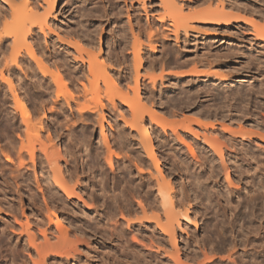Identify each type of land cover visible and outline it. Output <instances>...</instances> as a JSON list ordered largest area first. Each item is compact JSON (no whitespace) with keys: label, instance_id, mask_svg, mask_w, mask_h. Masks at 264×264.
<instances>
[{"label":"bare ground","instance_id":"6f19581e","mask_svg":"<svg viewBox=\"0 0 264 264\" xmlns=\"http://www.w3.org/2000/svg\"><path fill=\"white\" fill-rule=\"evenodd\" d=\"M3 1L9 6L11 11L8 14H2L4 18V27L0 28V90L2 88V82L6 83L11 90L15 104L13 106L10 105L11 107L9 108L7 105L4 107L0 104V126H5V129L1 127V132H6L4 133V143L0 145V238L6 236L11 241H15V244L10 245L13 246V250L18 251L15 252V254L20 252L23 256L22 252H24V255L27 252L28 254L26 253L27 255L25 256H28L30 261L26 258V264H48V261H50L51 264H66L70 262V260L76 263L77 259L80 258L79 251L81 252V247L79 248L78 243H82L80 239L84 236L78 238L77 232H73L70 225L72 224L77 227L85 228L83 226L87 223V227H93L102 237V251L100 250L101 252L99 255L101 256L102 261L100 257L99 259L103 262L102 264H209L215 258V254H210V251H207L208 247L206 248V246L208 243L206 245L207 241L203 238L199 240V238L188 237L186 239L189 244H192V241L193 243L195 242L198 250H202L201 252L203 253L201 254L204 257L202 258L203 260L200 258L202 261H199L198 257L197 259L190 253V255L187 253L184 254L185 259L182 258L180 255L181 250L178 248V231L183 232L186 229L184 226H188L189 223H193L195 228L199 226L200 223L198 224V219L201 217L198 211L199 208L205 210L206 214L204 216H208V214H213L214 216V213L219 214L221 210L223 214L228 215L230 212L231 214L233 212L235 214L236 209L240 207H238V205L241 204V201H238L239 204L235 201V204L224 192L226 191L225 187V190L220 187L222 186L220 183L223 184L224 182L219 181L218 170L221 169L224 172L223 174L226 175L225 180L232 185L234 182L230 174L228 160L231 164L236 161H233L232 157L234 156L233 154H236L235 150L237 147L244 149V151H242L243 153L245 152L243 155L249 156V150L247 151L245 148L247 145L253 144L257 147L259 155L260 153L264 154V131H262L264 129V121H261V115H258V113L264 112V108L261 106L262 109L258 111V113H254L250 109V106H248L250 108H248L247 105L240 106L241 103L235 104L233 100H231L232 103L230 99L235 97L238 93L234 91L236 93L234 94L233 91H230L227 84L234 80V76L214 72V62L205 59L206 57L186 58L187 54H184L185 52L181 49L184 43V47H187L186 42L190 39L191 34L195 39L200 36V34L211 38L216 37L214 31H206L204 30L205 28H199L194 24L198 23V25L200 24L204 27H211L213 30L217 29L214 27L219 26L221 23L226 25L230 24L231 16L226 13V4L222 0H218L219 5L216 9L213 8V4H210L208 8L193 11L186 15L184 14L185 7L187 6L190 8L193 3L192 0L189 3L185 0H159L162 8L167 12L162 15H155L153 13L154 8L149 9L146 0H142L143 11H145L147 17V24H145L142 18L138 17V14H136L137 8L135 7V3H133L132 0H124V4L119 7V10L121 9L120 13L126 10L128 20L127 23H124L122 28L129 29L132 40L130 42V38L128 34H126L127 31L125 34L121 33L116 41L114 50H112L113 48L108 49L109 46H107L109 51L106 49V52L109 53L106 54V44H104V40L102 39L104 30L102 29L101 33H99V39H97L98 35L96 34L97 36H95L91 28V25H93L92 23H94V27H98V25L101 27L100 24L97 23L98 25H95V22L92 21L93 17L98 18V16L100 17L102 13H104L102 12L101 15H98L100 13L98 12L99 10H95L96 6L94 9L88 10V14L86 12L87 15L84 14L85 17L87 16L86 18L84 17L85 20L83 19L81 23H78V26L80 24V26L86 27V29L82 27L83 33H81L83 36H86L87 40L91 38L84 42L80 37H75L71 40L67 35L63 34L64 32L61 33L59 31L61 34L58 33L55 29H58L60 25H55L58 27H55V29L53 28L54 26H52V29L48 26L49 16L54 13V10L58 8L63 0H43L48 7L46 14L30 23L20 22L16 19L22 11H32L40 7L41 5L38 4V0H24L21 5L15 4L13 0ZM93 1V4H95L98 0ZM136 1L139 2L140 0ZM119 10L117 14H119ZM8 15L11 16L14 22L10 23L7 21ZM81 15L83 14L81 13ZM151 16L153 17L152 19L150 18ZM106 17L107 21H109L110 18H108V14ZM134 19L136 20L135 22ZM247 21L252 24V28H246V30L251 29L250 34L254 35L257 40L255 43L264 45V25H261L254 19H247ZM35 27H39V30L46 38L52 37V48L54 49H52L51 58L48 56L44 58L38 55L34 43H38L40 40L36 37L37 29ZM118 27L119 25L117 28ZM90 28L91 30H89ZM96 29L94 30L96 31ZM61 31H64V29ZM71 31L72 30H70V33H72ZM74 31L75 30H73V32ZM48 32H52V35H50V33L48 34ZM62 34L65 36L63 37ZM171 37L174 38L177 45V48L173 50L168 49L165 44V40L171 39ZM36 38L39 41H37ZM182 38H184V42ZM41 42H39V45ZM5 44H7V46L4 48ZM22 46H25V55L21 49ZM9 49L10 53L7 52ZM112 53H115L116 59L113 58L112 55L114 54ZM158 53L162 54V56H158L159 58L156 55ZM171 54H174L175 59L173 60H176L177 65L180 66L193 63L194 67L188 71H170L168 68L171 66ZM132 59L133 62L130 67V61H132ZM254 59L256 60V57ZM257 60L256 64H260L261 59L258 58ZM32 61L37 65L42 75H38L39 80L37 81V85L43 88L44 94L51 97V100H47L48 102L46 103V108L50 110L51 115L52 108H60L62 110L64 105H66L70 111L69 114H63L62 112V114L65 115L64 120H66L67 123H65V125L59 124L61 134L56 135L58 141L62 137L71 139V132L73 130L75 131L72 126L77 122H80L81 125L83 122H88L89 113L96 114L100 126V137L108 153V163L112 169H114V157L117 159V163H119L118 166L120 168L121 177L117 186H119V188L123 187V182L126 185H132L141 192L140 194H142V196H140V194L139 196L144 197V201H142L143 198L140 202L137 201L139 206L141 205V213L138 212L141 214L140 216L126 217V215H123L122 219L124 221L122 222L116 218V214L105 212L103 218H96L93 222L85 223L77 216H74L72 220L62 219L56 210H54L52 207V200L58 203L61 201L65 207V205L69 203H76L77 200L75 201L73 198L79 200H84V198L79 192L80 190L78 191V185L77 187L75 186L76 184L71 186L73 173L75 171L72 172L70 170L68 166V163H70L69 160L65 159L62 162L64 157L61 160L63 152L59 150L58 142H55L52 135V119L50 120L48 118L47 109L44 107L41 112L42 114L40 113L42 116L40 115L41 117H37V112L28 108L18 91V89L22 88L24 83H21L23 78L21 74L17 72L16 68L20 69V71L22 70L26 77L32 78L36 72L35 67L32 66L34 64H32ZM22 63L26 65V69ZM122 65L124 66L121 70ZM51 66H53L56 71L54 69L53 71ZM201 66H207L208 69L202 70V68L200 69ZM132 67L133 74L130 69ZM61 68L63 70H61ZM147 68H160L157 70H161V74L159 73V76H155L152 73L151 75L150 73L143 74L142 71H146ZM62 71H65L66 74ZM124 71L129 72L127 75L123 76L122 72ZM173 75L176 76L177 79L188 80L189 78L190 82H194V79H196L198 82H213V84L223 86L225 89L226 103L215 109L213 116H215L216 119L214 121L208 119V117L212 115L208 113L207 115L201 110H195L185 115L184 118L182 116L181 121L179 120L177 122L178 124L174 121L173 123L175 124L172 123L168 125L167 122L164 123L163 116L158 114L159 112L156 113L153 108H149L148 105L142 101L144 100L141 96L143 85L147 88V83L152 82L154 85H152V87H155L158 80L164 82V79H168ZM65 76L66 78L68 76L71 77V82H73L75 86L74 89H76L78 93L76 97L74 95L66 97L64 100L65 103H62L59 90L67 86L65 82L67 79H65ZM131 78L133 79L134 85L131 84L132 81L130 82ZM100 79L101 82H105V85L112 87L121 94L119 98L122 100V106L129 108L128 110L131 112V118L126 119L124 115H121L118 111L125 126L122 128L120 127L121 129L117 130V132H115L116 129L110 121H108L104 112L107 104L110 106H108L109 108L107 109L111 108L110 112L119 110L115 96H110L108 98L109 100L107 99L108 102L106 105L104 104L105 102H98L94 105L88 103L80 104L79 102L80 96L86 98L90 90L99 88ZM15 81L19 83V86ZM186 82L187 81H185L184 84ZM53 85L56 86L55 89L57 88L58 92L55 98L53 97L52 99ZM124 87H126V91H124ZM130 90L134 92L133 95H135L132 99L128 95V91ZM123 91L124 94H122ZM248 92V95H253L256 91L250 88ZM262 92L263 90L260 88L258 93ZM212 94L214 95L216 93L214 92ZM232 94H234V96ZM190 95L187 98H189ZM233 99H236V97ZM6 100L7 99L4 101ZM191 104H193V102ZM259 107L260 105L257 106V108ZM118 113L115 114L118 115ZM147 117L149 123L146 120ZM106 124L112 131V139L108 134ZM86 125L88 124L86 123ZM234 125L238 127L236 128ZM54 129L56 131L59 128L55 127ZM44 133H46V136H43ZM83 134L85 133L83 132ZM86 135H88V133ZM42 137H45V140L42 139ZM130 137L137 138L139 145H141L139 147L143 149V153L138 151V147L137 150L134 145H132L134 139ZM156 137H163L165 139L164 142L168 143L169 149L166 151L170 152L169 155H165L163 152H161L163 155L157 153ZM76 140H80L82 149L86 153L88 149L87 146H89L86 143L88 139L85 140V138L81 139L80 137ZM112 140L114 143H119L123 149H126L124 154L113 151ZM185 148L188 150L186 154L189 152V155H186L187 157H181L178 152L182 151L184 155L185 153L183 151ZM68 150L67 148L65 151L67 155L71 153ZM239 151L238 149L237 152ZM164 153L166 152L164 151ZM72 155L70 154L71 157ZM166 157L167 160L171 161V170L172 167H174L175 170L178 171L179 177L175 176V179H177L176 181L173 179V181L176 182L175 184L171 179L175 172L171 173L170 169L169 172L168 169L164 170L165 168H162L163 162L161 160L162 158L166 159ZM257 158L252 156L251 159H253V161L248 159L250 161L248 165L251 166V169L254 171L263 169L264 166L263 162L261 163L259 160L261 157ZM62 163H64L65 166H63ZM234 165L238 167L237 162H234L233 167ZM132 166H135L137 169L136 175L139 182H135L136 178L131 176V174L134 173ZM31 169L34 170V175ZM239 169H237V172ZM65 172H67V174ZM242 172H244V169ZM75 174L77 175L78 173ZM241 175L243 176V174H239V176ZM80 180L81 176L80 178L78 176L77 182ZM239 180L241 181V179ZM99 186L104 195L110 193V191H106L103 186ZM254 186L252 188H254ZM256 187L254 188V194L261 192L260 189V191L257 192L258 189H256ZM246 188L247 187H245V189ZM262 188L264 189V186ZM58 190L65 194L66 198L61 197V194L57 192ZM124 190V187L120 189L119 194H115V197L119 200L123 199L122 197L125 196L123 193ZM84 192H86V190ZM135 192L132 190L131 194ZM260 194H262V192ZM252 195L249 196V198L253 197ZM84 203L85 207H81V212L88 216L93 211L90 209V205L88 207L86 201ZM214 204L219 208L216 209L217 207H215V210ZM72 210L75 212L74 206ZM261 212H263L262 209L260 212L258 211V214L254 212L253 214H256L255 216L260 214L259 217L261 216L262 218L264 213ZM126 213L130 214L131 210L127 209ZM20 216H24L25 221L20 219ZM218 218L223 219V217H216V221ZM255 218L253 219L255 220ZM225 220L226 219L218 221L223 223ZM250 220L253 221L252 219ZM257 220L259 221L262 219L259 218ZM220 223L218 225H220ZM228 223L226 222V226ZM208 224L203 222L202 230L204 233L206 232L208 234L207 231H209L211 234L214 235L215 233V236H218L219 233H217V230L220 229V227L217 226V222L213 227L211 225L212 229L214 226L218 228L215 227L217 230L216 232L213 231L214 233L210 231L212 229L211 227L209 229ZM230 225L228 226V230ZM250 225L249 227L246 225V228H244V225H241V227L238 225L240 227L238 235L237 233L233 235L234 239L230 236L233 239L232 243L229 240V243L232 244V246L228 244L230 250H235L239 247H243V250L240 252V249H238L231 254L227 248V253H229L228 257L225 256L227 260L230 261L231 259L233 263H236L239 258L241 259L240 261H244V257H248L246 259L249 260L245 264H263L261 257L264 256V222L261 223L260 227L259 225L257 226V224V227L253 226L255 224L252 225V223ZM233 227L236 226L233 225ZM232 229L228 231L230 234L233 232ZM96 230H94L95 233ZM220 230L224 233L222 228ZM71 232H73V234ZM222 234L220 236H222ZM72 235L75 236V238L77 237L79 242L78 239H75ZM223 236L220 239L218 237L216 238L222 240L223 242L221 241V243L225 245L227 241L224 242V240L228 239H222ZM204 240L206 242H204ZM214 249L217 251L216 248H213L212 251ZM99 264L101 263L99 262Z\"/></svg>","mask_w":264,"mask_h":264},{"label":"rangeland","instance_id":"374dc122","mask_svg":"<svg viewBox=\"0 0 264 264\" xmlns=\"http://www.w3.org/2000/svg\"><path fill=\"white\" fill-rule=\"evenodd\" d=\"M13 1L15 4L21 5L24 0H13ZM38 1H39L38 4L41 5L40 7L33 9L32 11H26V10L22 11L16 20L20 21V22L30 23V22L36 20L37 18H40L43 15H45L48 7L43 2V0H38ZM110 1L98 0V1H96L97 3L95 2V4H96L95 5V4H93L94 3L93 0H63L60 3V5L58 6V8L56 10H54V13L49 16L48 26H50L51 29H52V26H54L53 28L55 29V27H56L55 25H57V26L60 25L59 28L56 27L58 29H55V30H57L58 33L64 32L63 34L67 35L68 38L71 40H73V38H75V37L76 38L80 37V39L82 41L86 42L91 38L88 37L89 39L87 40L86 36L85 37L83 36V34H82L83 33L82 32L83 26H80V24H79V26L81 27V29H80V27L78 26V23H81V20H83V19L85 20V18L87 16L85 17L84 14H86V12L88 14V12H89L88 10L94 9V7L96 6L95 10L96 9L99 10L98 12L100 13L98 15H101L102 12H104V13H102V15L100 16L102 18H100L98 16L99 20L97 17L96 18L93 17L92 21L95 22V25L97 23L101 25V27H100L97 24L99 29L97 26H96L97 27V29H96V27L93 26L94 23H92L93 25H91V28L93 29V34L95 36L98 35L97 39H99V36H100L99 33H101V31L103 29L104 31H103V38L102 39L104 40V44H106L105 52H106V49L108 48L107 46H109L108 49L113 48L112 50H114V48L116 46V41L118 40V37L121 33L125 34V32L127 31L126 34H128V36L130 38L129 39L130 42L132 40V35H131L128 28H122L124 23L125 22L127 23V20H128L126 10H123L122 13H120L121 9L119 10V7L124 4V2H123L124 0H110ZM132 1H133V3H135V7L137 8L136 14H138V17L142 18L143 23L147 24V17H146L145 11H143V7H142L143 1L142 0H140L141 2L140 1L138 2L136 0H132ZM185 1L188 3L191 2V0L190 1L185 0ZM192 1H193L192 5L191 6L189 5L190 8L187 6L185 7L184 14L188 15L189 13H191L193 11H198L201 9L208 8L210 6V4H213L214 9H216V7L219 5L218 0H192ZM222 1L227 6L226 7V13H228L231 16L230 24L226 25V24L221 23L219 26H215L214 28H217V29H214V30L211 27H204V26H201L200 24L198 25V23L194 24L195 26H198L199 28H205L204 30H206V31H211V32L214 31L215 33H217V34L214 33V35L216 37L211 38V37H207V36L200 34V36H198L195 39V37L192 36V34H191L190 39L187 40V42H186L187 47H184V44H185L184 43V44H182L181 49L185 52L184 54H187L186 58L187 57H189V58L190 57H192V58L193 57H200V58L206 57L205 59H209L210 61L214 62V67H213L214 72L224 73L225 75L229 74L231 76H234V80L232 82L228 83L227 85L229 86L230 91H233V92L235 91L238 94L235 95L236 99H233V98H235V97H233L234 94H236L234 92V94H232L233 96L231 95L233 98L231 97L232 99H230V101L233 100V102L235 104L241 103L240 106H242V105L243 106L247 105V107L250 106L251 108L250 107H248V108H250L254 113H258V111H260L262 108H264V57H263L264 45H259V44L255 43L257 40L254 37V35L250 34L251 29L246 30V28H252V24L250 22L248 23L247 19H254V20H256V22L260 23L261 25L262 24L264 25V0H222ZM89 3L92 5H90ZM146 3L148 5L149 9L154 8L153 13L155 15H162V14H165L167 12L162 8V6L159 3V0H146ZM113 7H114V9L115 8L116 9L114 10ZM118 10H119L120 16H119V14H117ZM10 11L11 10H10L9 6L6 5L3 0H0V28L4 27V22H3L4 18H3L2 14H6V13L8 14ZM81 13L83 15H81ZM115 13H116V16H115ZM105 14L106 15L108 14V18H110L109 21H107V17ZM132 15H133V12H132ZM170 15H171V13H170ZM103 16H105V17H103ZM133 17L135 18L134 15H133ZM150 18L152 19L153 17L151 16ZM7 21L10 23L14 22V20L9 15L7 16ZM98 21H100V22H98ZM135 21L136 20L134 19V22ZM114 24H116V25H114ZM118 25H119V27L117 28ZM120 25H121V27H120ZM70 27H72L74 29H72ZM35 28L38 30V31L36 30L37 36L36 35L35 36L40 40L39 41L36 38L37 41H39V42L42 41L40 43V45H39V42L34 43V46L38 52V55L42 56L44 58L46 56H48V57L52 56V49H54V48H52V44H53L52 37L46 38L44 36V34L39 30V27H35ZM91 28L89 30H91ZM60 29L61 30L64 29V31H61ZM83 29H86V27L85 28L83 27ZM94 29H96V31ZM70 30H72L71 31L72 33H70ZM73 30H75V31L77 30L76 32L74 31L77 35L73 32ZM98 30H99V32H98ZM66 32H67V34H66ZM79 32L80 33L82 32V33L80 34ZM49 33H50V35H52L51 34L52 32H48V34ZM63 34H62V36L64 37L65 35H63ZM81 36H83V37H81ZM45 39H46V42H45ZM30 40H31V38H30ZM182 41L184 42V38H182ZM165 44L167 45L168 49H170V50L177 48L176 42H175L173 37H171V39L165 40ZM6 46H7V44H5L4 48ZM21 49L23 51V54L24 53L26 54L25 46H22ZM7 52L10 53V49ZM107 53H109V52H106V54ZM112 54H114V55H112L113 58L116 59L117 57H116L115 53H112ZM6 55H7V53H6ZM156 55H157V57L162 56L161 53H158ZM255 57H256V60L254 59ZM258 58L261 59L260 64H256L258 61L257 60ZM173 59H175L174 54H171V56H170L171 66H169V68H168L170 71H179V72L180 71H186V70L188 71L194 67L193 63H189L187 65H180L179 66L176 64V60L174 61ZM132 62H133V59H132V61H130V67L132 66L131 65ZM33 63H34V61H32V64ZM22 65H24L25 69L27 68L24 63H22ZM32 66H34L36 69L35 75L32 78L26 77L24 75V72H22V70L20 71V69L16 68L17 72L19 74H21V76L23 78L21 83H24V85H22V88L18 87V88H20V89H18V91L21 94V97L26 102L28 108L32 111L37 112L36 113L37 117H41L42 116L41 112L43 111L44 107L46 108V103L48 102L47 100H49V99L51 100V97L49 95L44 94L43 88H41L37 85V81L39 80L38 75H40V76H42V75H41V72L39 71V69L37 68V65H35V63ZM123 66L124 65H122L121 70H122ZM51 67H52V70L53 69L55 70V68L53 66H51ZM201 68H202V70L208 69L207 66H201L200 69ZM130 69H131L132 74H133V70H132L133 67ZM157 69H160V68H157ZM157 69L147 68V70L142 71V73L143 74H147V73L149 74L150 73V75L152 73L155 76L156 75L159 76L161 74V72H160L161 70H157ZM61 70H63V69L61 68ZM62 72L64 74H66L65 71H62ZM128 72L129 71H124V72H122V75L123 76L127 75ZM66 76H65V79H67V80L65 82H66L67 86L63 87L59 90L60 94H61L62 103H65L64 100L66 97H70L72 95H74L76 97L77 93H78V92H76V89H74L75 86H74V83L71 82L72 81L71 77L68 76L66 78ZM131 81H132L131 84H133L132 78L130 79V82ZM185 81H187L188 84H187V82L184 84ZM15 82L17 83V81H15ZM161 82H162V84H161ZM161 82H160V80H158L157 85L155 87H152V85H153L152 82L147 83V85H148L147 88L144 87V85H143L141 96H142V99H144L142 101L145 102L149 108H153V110L156 113L159 112L158 114L163 116L164 123L167 122L168 125L172 124L174 121H175V123H177L179 120L181 121L182 116L184 118L185 115H187L188 113L195 111V110L196 111L201 110L203 113H206V114L208 113L209 115L213 116L215 109L218 106L225 105V103H226L225 92H224L225 89L223 88V86H221L219 84H213V82L212 83L208 82L209 83L208 84L205 81L198 82V81H196V79H194V82H190L189 78H188V80L187 79H177V77L174 75L170 76L168 79L167 78L164 79V82L163 81H161ZM52 83H53V81H52ZM190 83H191V85H190ZM17 84L19 86V83H17ZM99 84H100L99 88L90 90V92L86 98L83 96H80L79 102H80V104L88 103L91 105L92 104L94 105L95 103H98V102H102V103L105 102L104 104L106 105L108 100H109L108 98L110 96L111 97L115 96V98H116L115 100H116V103L118 104L119 110H115V111L110 112L111 108L107 109L110 107L107 104L106 109H104V112L108 118V121H110V123L116 129L115 132H117V130H119L125 126V124H123L124 121L122 120L121 115H124V117L126 119H130L131 118V115H130L131 112L128 110L129 108L122 106V100L119 98L120 97L119 95H121V94H119L118 91L114 90L112 87H109L108 85H105V82L104 83L101 82V79L99 81ZM133 85H131V86H133ZM55 87L56 86H54L52 88L53 89L52 99H53V97L55 98V95L58 92L57 88L55 89ZM108 87H109V90H108ZM250 88H253L254 91H256L253 95H250V94L248 95V93H249L248 91H250ZM260 88H262V90H263L262 93H258V90ZM124 89H125L124 91L127 90L126 87H124ZM213 90L216 93V94H214L215 96L212 94V93H214ZM124 91L122 94H124ZM117 93H118V95H117ZM187 93H190L192 96L190 94H187ZM125 94H126V92H125ZM133 94H134V92H132L131 90L128 91V95L131 97V99L133 96L135 97V95H133ZM189 95L191 98L190 97L187 98ZM5 99H7V100L4 101ZM251 99H252V101H251ZM191 100H193V101H191ZM234 100H236V101H234ZM192 102H193V104H191ZM0 104H2V106H4V107H5V105H7L8 108L15 104L10 88L4 82H2V88L0 90ZM258 105H260L259 108H257ZM261 106H262V108H261ZM46 109H47L48 118L50 120L52 119V135L55 139V142H58L59 150H62V152H63V156H62L61 160L63 159V157H64V159L62 160V162L65 159L69 160L70 163H68V166H69L70 170L72 172L75 171L73 173L74 175H73V180L71 181V184H72L71 186H74L76 184L75 186L77 187V185H78V191L80 190L79 192L83 196L88 207L90 205L91 206L90 209L93 211L90 214L92 216H90V215L87 216V215L82 214L81 210L83 207H85L84 206L85 201L82 199L79 200L77 198H73L75 201L77 200L76 203L75 204L69 203V204L65 205V207L61 201L58 203V202H55L52 200V207L54 208V210H56L58 215L62 219H66V220H72L74 218V216H77L79 219H81L85 223L86 222H93V220L96 218L97 219H100L101 217L103 218V216L105 215V212H107V213L109 212V214L110 213L116 214V218L122 222L124 221L122 219L123 215H126V217H129V216L133 217L136 215L140 216L141 215L140 214L141 213L140 212V208H141L140 206L141 205L139 206L138 202H140L142 200V198H143L142 201H144V197H140V196H142V194H140L141 192L138 191L139 189H137L136 187H135L136 188L135 189L132 185L131 186L126 185L123 182L122 186L125 188V190L123 192L125 196L122 197L123 199H121V200H119L115 197V194H119L120 189L123 188V187L119 188V186H117L118 183L120 182V177H121L120 168L118 166L119 163H117V159L115 157H114V169H112L110 164L108 163V160H107L108 153H107L106 149L104 148L102 139L100 137V126H99V123L97 121V115L94 113H89L93 119L89 116V118H88L89 121L87 120L88 122H83L82 125L80 122H77L75 125H73L72 128H74L75 131L73 130L74 133H73V131L71 132L72 133L71 139H67L66 137H64V138L62 137L58 141V139L56 138L57 137L56 135L61 134L59 124L65 125V123H67V121L64 120L65 115H63V114H65V113L69 114L70 111L66 105L63 106L62 110L60 108L59 109L58 108H55V109L52 108V110H51L52 115H51L50 110L48 108H46ZM126 110H128V111H126ZM118 111L121 115L118 113ZM62 112H63V114H62ZM115 113H118V115H116ZM258 115H261L260 116L261 121H264V117H263L264 112H262L260 114L258 113ZM212 116L208 117V119L210 121H212V120L214 121L216 119L215 116H213V117ZM164 118L166 121L164 120ZM146 120L149 123L148 117ZM86 123L88 125H86ZM175 123H173V124H175ZM263 124H264V122H263ZM236 125H234V126L237 128L238 126H236ZM1 127L2 126H0V145L4 143V140H5L4 139V133H6L5 131L1 132L2 131L1 129L2 128L5 129V126H3L2 128ZM55 127L59 128V129H57L55 131V129H54ZM106 128L108 130L109 136L112 139V137H113L111 135L112 131L107 124H106ZM262 131H264V129ZM83 132L85 134H83ZM115 132H114V134H115ZM87 133H88V135H86ZM169 133H170V130H169ZM84 135H86V136H84ZM43 136H46V133H44ZM80 137H81V139L82 138H85V140L88 139L86 141V143L89 146H87L88 149H87L86 153L82 149V146H81L82 144H80V140H78V141L76 140V139H79ZM130 138L134 139L132 145H134V147L137 150L139 148L138 151L143 153V149L139 147L141 145H139L137 138L136 139L132 138V137H130ZM42 139L45 140V137H42ZM155 141H156V147H157V153L158 154H160V155H163V154L169 155L170 154V152L166 151L169 149L168 148L169 145H168V143L164 142L165 139L163 137H159V138L156 137ZM112 143H113V151L114 152L121 153V154L125 153L126 149H123V147L120 146L119 143H114L113 140H112ZM67 148L69 149L68 151L71 152L70 154L71 155L73 154L74 156L72 155V157H71L70 154L67 155L65 153ZM237 148L240 150L239 152H237V150H238ZM237 148L235 150L236 154H233L234 156L232 157V160L233 161L236 160L234 162H237L238 167H235V165L233 167L234 162L231 164L230 161L228 160V164L230 165L229 166L230 167V174L232 176V180L234 183H232V185H231L227 180H225L226 175L223 174L224 172L220 168H219L220 170H218V179L220 182L225 183V184L220 183V185H222L220 187L223 190L226 189V191H224V192L232 199V201H234V203H235V201H237L236 203L239 204L238 201L239 202L241 201L240 202L241 204L238 205V207L240 206L241 208L237 207L238 209H236L235 214H234V212L232 214L230 212V213H228V215L221 213L222 212V210H221L220 211L221 214L219 213L220 216H219V214H215V213H214V216H213V214H208V216H204L206 214L205 210H202L201 208H199L198 209L199 215H201V217L198 219V221H199L198 224L200 223L199 226L197 228H195L193 223H189L188 226H186V227L184 226V228H186L185 230H187V231H185V230L183 232L178 231V248L181 250L180 255L182 256L183 259H185L184 254L190 253V254L194 255L195 258L198 257L199 259L198 258L197 259L199 261L203 260L202 258H204V257L201 254L203 252H201L202 251L201 249L198 250V247H196L195 242L193 243V241H192L191 242L192 244H189L186 241V239L188 237L189 238L195 237V238H199V240L202 238L206 239L207 242L205 240H204V242H206V245L208 243V245L206 246V248L208 247L207 251L208 252L210 251L209 252L210 254H212V253L215 254L216 259L214 258L211 261L212 263L208 262L209 264H245L249 260V259H246L248 257H244V259H243L244 261H240L241 259L239 258V260H237V262H239V263H237V262L233 263L231 259H230V261H231L230 262L229 260H227L226 257L229 256L228 255L229 253L233 254L235 252V250L237 251L238 249H240V252H241V250H243V247H239L235 250H230V248L228 247L229 245L232 246L231 243L234 239L233 235H236V233L238 235V230L240 229L241 225L242 226L244 225V228H246V225H248V227H249V226H251L250 224L252 223V225L255 224L253 226H256V224H257V226L259 225V227H260L261 223L264 222V218H263L264 215L261 218V216L259 217L260 214L257 215L258 217L255 216L256 214H253V212L258 214V211L260 212L261 209L263 211L261 213H264V207H263L264 206V203H263L264 202V200H263L264 199V196H263L264 195V189L262 188L264 186V184H263L264 183V166H263V169H257L258 171H254L251 169V166L248 165L250 163L249 160L253 161V159H251L252 156H254L256 158L261 157L262 159L259 158V160L261 163L263 162V164H264V154L260 153V155H259V151L257 150V147H255L253 144L247 145L245 149H247V151L249 150L248 152L250 153L249 156L247 155L248 159H249L248 160L247 156L243 155L245 153V152L244 153L242 152V151H244V149H241L240 147H237ZM164 151L166 153H164ZM187 151L188 150L185 148L183 151L185 153L184 155L182 154V151L181 152L179 151L178 154L181 157H184V156L187 157L186 155H189V152H188V154H186ZM161 152H163V154H161ZM64 154H65V156H64ZM166 160H167V157H166V159L162 158V160H161L163 162L162 168L163 169L165 168L164 170L168 169V171L170 169L171 173L172 172L176 173V174L173 173V175L171 177V179L173 181V179H175L176 177H179L178 171L175 170L174 167H172V170H171V166H172L171 161L170 160L166 161ZM62 164H63V166H65L64 163H62ZM70 164H71V166H70ZM239 167H240V169H239ZM132 168L134 170V173H132L131 176L136 178L135 182H139V179L136 175L137 169L135 168V166H132ZM237 169H239L238 172H237ZM243 169H244V172H242ZM249 170L252 172V174ZM31 171H32V174L34 175V170L31 169ZM65 173L67 174V172H65ZM75 173L79 174V175L77 174L79 176V178L81 176V180L78 182H77L78 176ZM216 173H217V171H216ZM238 173L243 174V176L241 175L243 178L241 176H239ZM249 175H251V176H249ZM239 179H241V181ZM176 180L177 179H175L174 181H176ZM174 181H173V183L175 184L176 182H174ZM251 181L252 182L254 181V182L252 183ZM249 184H251V185H249ZM252 184H253V186L255 184L254 188L257 186L256 187V189H258L257 192L261 190L263 195L260 194L261 192L258 194L255 193L256 194L255 195L253 193V192H255V190H254V188H252L253 187ZM99 185L103 186L106 189V191H110V193H108V195H104L102 193V191L100 190ZM224 187H225V189H224ZM245 187H247V188L245 189ZM248 187H249V189H248ZM258 187H260V188H258ZM134 189L136 192L134 191ZM85 190H86V192H84ZM132 190H133V192H135L134 194H136V195L131 194ZM57 192L61 194L60 195L61 197L66 198L65 194L61 193V191L58 190ZM247 193H249L251 195L254 194V195H252L254 198L250 197L251 198V200H250L249 196H251V195H249ZM139 194H140V196H139ZM133 195L136 198H134ZM247 197H248V199H247ZM255 197H256V200H255ZM252 198H253V202H252ZM246 204H247V206H246ZM73 206L75 207V212H73V210H72ZM215 207H217L216 204H214V209H215ZM218 208L219 207H217L216 209H218ZM127 209L131 210L130 214L126 213ZM135 211H137V212H135ZM255 211H257V212H255ZM138 212H140V213H138ZM28 214H29V212H28ZM225 215H227V216H225ZM20 217H21L20 219L25 221L24 216H20ZM210 217H213V218H210ZM216 217H223V219H226L225 221L227 223L230 221L231 222L228 223V225L226 226L225 221L223 223L219 222L220 220L223 221L222 218L221 219L218 218L216 221ZM255 217L257 219L260 218L262 220L258 221ZM134 218H136V217H134ZM253 218H255V220ZM250 219H252L253 221H251ZM237 220H238V222H237ZM250 221H251V223H250ZM203 222H206L207 224L210 223V224H208L209 229H210L211 225L213 227V225H215V223L217 222V226L220 227V229L222 228V230H224V233L221 232V230L218 229L217 226H214V228L216 227L218 230L216 228L212 229V227H211L212 230H210V231L216 232V230H217V233H219L218 236H215L214 232H213L214 235L211 234L209 231H207L208 234L206 232L204 233V231L202 230ZM235 222L237 223V225ZM259 222H260V224H259ZM219 223H220V225H218ZM85 225L83 226L85 228L77 227V226L72 225V224L70 225L71 230L73 232H77L76 234H77L78 238H82L84 236L82 239H80V241L82 240V243L79 242V239L76 237L78 239V242H79L78 243L79 248L81 247L80 248L81 252L79 251V253H80L79 257L80 258L82 257V258L81 259L78 258L76 263H75V261L70 260V262H68L66 264H82V263L83 264H99V262L101 264L103 263V262H101L102 261L101 256H99L100 252L102 251V246H101L103 244L102 237L96 229H94L91 226L89 228V226L87 227V225L86 226ZM221 225H223V226L225 225L224 228ZM229 225H230L231 229L233 228L232 229L233 232H231V234L233 233L232 235L228 232V231H231L230 228L228 230ZM233 225L236 226L237 228L233 227ZM238 225H240V227ZM0 228H1V224H0ZM225 228H226V230H225ZM84 229H87V230H84ZM93 229L96 230V233L94 232ZM73 232H71V233L73 234ZM79 234H80V236H79ZM221 234H222V236L225 234L222 239H225V238L228 239V240H224V242L227 241L225 243V245H224V243L223 244L221 243L222 240H219L222 237V236H220ZM206 235L209 239L206 237ZM230 236H232L233 239ZM3 237H5L6 239ZM3 237L0 238V264H26L25 262H27L26 261L27 259H28V261H30L29 260L30 258L28 256H25L28 254L27 252H26L27 254L25 253V255H24V252H22L23 256L20 254V252L15 254V252H18V251L13 250V246H10V245L15 244V241H11L6 236H3ZM73 237L75 238V236H73ZM91 237H93V238H91ZM216 237H218L219 239ZM229 240L231 241V243H229L230 242ZM92 242H94V243H92ZM185 244H188V245H185ZM10 247H11V249H10ZM213 248H216L217 251H219V252H217L215 249L214 250L216 252L214 250L212 251ZM227 248L229 249V253H227ZM230 251H232V252H230ZM99 257H100L101 261H100ZM242 258H243V256H242ZM259 260H260V258H259ZM261 261L264 264V256L261 257ZM48 262H47L48 264H51L50 261H48ZM78 262H80V263H78ZM62 264H65V263H62Z\"/></svg>","mask_w":264,"mask_h":264}]
</instances>
